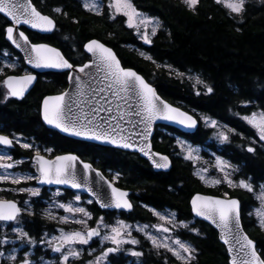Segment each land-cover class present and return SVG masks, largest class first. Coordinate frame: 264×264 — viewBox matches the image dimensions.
<instances>
[{"label": "trees", "instance_id": "obj_1", "mask_svg": "<svg viewBox=\"0 0 264 264\" xmlns=\"http://www.w3.org/2000/svg\"><path fill=\"white\" fill-rule=\"evenodd\" d=\"M33 2L57 22L50 35L26 30L33 42L55 45L74 65H79L90 59L84 51L85 43L94 38L101 40L117 52L125 67L136 69L155 84L165 99L199 117L203 114L227 125L230 128L228 140L218 141L213 127L203 122L192 134L159 126L153 138L154 148L172 158L170 171L161 172L136 153L78 141L49 129L42 122L41 102L46 95L66 89L67 75L50 73L48 78L39 77L23 99L11 96L5 99L7 88L3 80L8 75L21 74L26 64L21 54L7 41L5 28L10 22L1 14L0 69L3 72L0 73V133L21 137L43 151L51 149L53 156L75 152L109 177L116 175L115 183L132 191L134 209L124 213L131 222L153 223L155 217L150 209L169 210L176 214L179 221L198 229V235L185 228L177 227L175 231L178 237L196 249L192 264H229L226 247L219 241L218 232L194 218L190 206L192 196L205 192L237 197L242 203L244 228L257 242L264 258V227L253 212L259 203L256 191L264 183V141L242 119L259 109L264 110V0H247L245 10L239 15L217 0H198L194 10L183 0H132L140 11L159 20L160 27L150 38V44H145L135 29L127 26L124 15L115 14L108 5L102 6L101 14H97L95 10L86 8L82 0ZM57 8L61 11H55ZM7 60H18L17 66L6 67L10 64ZM178 72L193 74L202 83L197 84L196 80L185 75L179 76ZM205 86L211 87L212 91L207 92ZM177 135L204 148V155H208V151L217 152L229 161L235 185L230 187L220 183L213 186L201 180L197 170L204 165L203 162L184 158ZM249 147L254 151H247ZM10 151L17 160L28 159L21 163L24 166L21 169H32L34 150L15 143ZM241 180L250 183L253 191L239 187ZM64 192L63 198L74 193L70 190ZM5 195L8 198L17 197L14 194ZM46 199L43 192L42 197L33 198L34 206L28 213L19 215L24 232L36 241L30 249L35 261L51 258L48 251H40V240L46 233L56 230V222L44 215ZM88 207L95 218L101 215L106 222H111V212L101 210L94 202L88 203ZM91 223H95L94 220ZM142 234L135 232L140 239L141 264H181L164 248H155ZM4 239L0 227V241ZM110 259L115 264H125L128 257L111 256ZM59 260L55 258L52 264H59ZM0 264L13 262L3 257ZM70 264H80V261L71 260Z\"/></svg>", "mask_w": 264, "mask_h": 264}, {"label": "snow or ice", "instance_id": "obj_2", "mask_svg": "<svg viewBox=\"0 0 264 264\" xmlns=\"http://www.w3.org/2000/svg\"><path fill=\"white\" fill-rule=\"evenodd\" d=\"M183 2L190 8L195 9L198 0H183ZM219 3L220 0H217ZM245 0H235V2L228 3L226 6L232 13L237 15L243 13ZM85 7L89 10H95L97 14H101L99 5L96 0H90L85 3ZM109 8L115 9L116 13H122L127 17L126 23L129 28H135L140 39L145 44H150L149 36H155L160 27V23L155 18L143 16L137 9L130 3V0H111ZM60 12L61 9H55ZM0 13L5 14L11 21V25L5 28L6 39L10 41L16 48L21 49L25 53V60L34 68H55V69H68V79L74 84L75 95L82 98L76 105V111L73 106L66 103V96L68 93H61L56 96H48L43 100L42 105V119L48 124L59 129L62 132L68 133L76 137H84L96 141H103L110 144H115L125 149L137 148L145 156L153 159V154L150 153V146L146 143L148 136L151 134L152 125L157 120L175 122L188 129H193L197 125V121L192 116L172 105L162 101L156 94L153 87L145 81L136 71L125 69L121 67L120 62L117 60L116 55L111 49L107 48L103 43L97 40H90L83 47L87 53H90L92 59L89 63H84L79 67L74 66L65 59L57 49L51 48L45 44H29L27 36L24 32L18 31L16 26L29 25L33 29H39L44 32H49L55 27L54 21L45 15H42L36 10L30 2H23V0H0ZM139 25L144 26L143 33L140 32ZM148 25H152L151 32H148ZM18 33V35L16 34ZM8 55V53H5ZM141 55H145L141 53ZM146 59L151 60L150 56H145ZM154 62V61H153ZM6 67H15V64L6 65ZM159 67V65H158ZM170 67V66H169ZM95 69V72L91 71ZM3 69H0V73ZM80 74H84L88 78L89 83H85ZM177 75L184 76L185 73L178 72ZM191 78V76H189ZM35 77L31 74L23 76H6L3 80L4 87L7 88V94L11 97L23 96L26 88L30 85ZM99 79L104 83V87L91 86V81ZM196 83L200 84L202 81L199 77L196 78ZM207 92H211L212 88L205 86ZM87 91L91 92L89 96ZM199 94V93H197ZM99 97V99H97ZM135 100L133 105L130 101ZM122 102V103H121ZM87 104V108L82 107L81 104ZM113 104H115V114H113ZM127 107L128 111L124 108ZM135 109L134 111L132 109ZM104 113V115H102ZM136 116L139 118V123L143 128L135 133L129 131L124 127L127 123L126 117ZM205 123L213 128L216 127V121L204 118ZM251 127L256 129L257 135L261 141H264V113L257 115L253 113L249 116L242 117ZM127 133V134H126ZM133 136L139 138L140 144H137ZM218 138L221 141H227L228 136L224 132L218 133ZM20 141L17 140V143ZM183 150V142L177 140ZM13 140L8 136L0 135V145L11 146ZM21 146L25 149L33 148L30 143H22ZM35 155L32 157L33 166L36 168L39 176H13L0 175V181L11 179L12 183L19 184L23 180L38 179L41 184H56L65 185L70 189L76 190L73 193L74 200L68 203H57V208L63 209L65 213L73 214L71 216L56 217L49 214L50 219H58L61 223L71 222L77 224H84L92 219V214L85 208L76 206L75 202L80 201L81 191H87L95 197V201L100 204V207L105 209H131L132 205L127 199V193L112 186V183L105 181L110 189V198H103L96 190L90 186L87 179V174L92 170V166L88 163H83L82 168L84 172L83 178H78L76 162L78 157L73 154L56 155L52 159L46 158L40 154V149L35 148ZM45 152H51V149H44ZM197 149L187 148L185 159L196 160L199 156H194L193 153ZM247 151L252 152L254 149L249 147ZM11 160V156L0 155V160ZM163 163H159L153 159L157 168H167L169 166L168 157H161ZM14 165L12 163L0 164V168L11 169ZM215 167L217 171L223 173V180L216 179L212 181L213 186L226 183L228 186H233V180L230 178L228 169L232 165L224 160L222 157H216ZM201 173L206 174L207 169H201ZM200 174V179L205 180V175ZM97 177H101L99 172L96 173ZM238 186L253 191L252 185L244 180L239 181ZM261 192L264 193V185L260 186ZM20 192H28L32 196L39 195V188H20ZM59 196L61 193L58 191L53 194ZM227 195V194H225ZM28 202L25 201V204ZM89 204L93 200L88 201ZM264 203V197H262ZM192 211L198 217H203L209 220L218 227L226 231L225 243L229 244V252L236 251L242 253V257L237 255L233 257L232 264H264V258L261 257L256 251L254 242L243 234L241 227V209L239 201L236 199H220L210 196H196L191 201ZM154 215L158 216L160 220L172 223L174 227L185 228L190 232L199 234V230L195 227H189V223L184 221L175 222L174 220H167L163 215L154 209H150ZM21 209L17 207L15 202L0 200V221L8 222L16 220ZM79 213L80 217L77 218L74 214ZM173 217L175 214H172ZM96 227H87V231H72L65 232L59 229L60 235L53 236L51 240L41 243H47L53 252L60 253L59 264H70V258L78 259L80 251L76 250L73 245H88L94 237H100L101 241H109L115 247H108L104 249L100 256L95 258V264H102L104 258L109 253H113L119 249L122 244H138L139 241L131 236V225H127L122 220H117L115 225H108L104 223V218L100 217L96 220ZM260 225L264 227V216L260 218ZM158 232L168 233L171 229L161 225H153ZM101 228L107 230L104 235H101ZM148 226L144 225L143 228L137 227V231H143L145 238L151 241L153 246L157 249L164 248L170 252L181 264H192L195 259L196 249L187 242L180 240L178 237L169 242V237L165 236L159 238L152 235L147 231ZM18 233L19 238L26 239L28 244H35L36 241L28 236L22 228H14ZM8 243L5 238L0 241V244ZM235 246V247H234ZM63 249V250H62ZM15 251V249H13ZM133 256L142 255L141 252L131 251ZM0 255H3L0 252ZM21 261V264H33L27 258ZM10 260H15L16 256L11 255L8 257ZM41 264L43 262L41 261ZM88 264H93L89 261Z\"/></svg>", "mask_w": 264, "mask_h": 264}, {"label": "rangeland", "instance_id": "obj_3", "mask_svg": "<svg viewBox=\"0 0 264 264\" xmlns=\"http://www.w3.org/2000/svg\"><path fill=\"white\" fill-rule=\"evenodd\" d=\"M82 1H83L84 4L90 2V0H82ZM220 1H222L225 5H227L228 3L235 2V0H220ZM246 1L247 0H245V2ZM110 2H111V0H96V3L99 5L100 9L104 5H108L109 6ZM130 3L137 9L138 12L143 14V16L149 17V18H155V20H158L156 17L140 11L134 5L132 0H130ZM112 11L115 14L123 15L122 13H116L114 8H112ZM125 18L127 20V17H125ZM139 27H140V32L143 33L144 26L143 25H139ZM151 27H152V25H148L149 34L151 32ZM135 31L137 32L136 29H135ZM151 37L152 36L150 35L149 38H151ZM7 62H9L10 64L14 63L15 67L17 66V64H16V62H14V60H7ZM185 76H187L188 78H189V76H191V78L194 79V80H196V78H197V76H195L193 74H185ZM253 113H256L257 115H259L260 113H264V110H260L259 109V110L255 111ZM253 113H251V114H253ZM251 114H248L246 116H249ZM199 115L201 116L202 122L205 125H207L205 123V119L204 118H209V117L204 116L203 114H199ZM209 119L213 120V121H216V127L213 128L214 129V134H215L216 138L218 139V141L224 142V141H221L218 138V133L224 132L228 136V132L230 131V128L227 125L219 122L218 120L211 119V118H209ZM207 126H209V125H207ZM176 139L183 142V150H182V152H183L184 156H185V154L187 152V148L189 146H191V148H193V149H197L198 150V151L194 152L193 155L194 156L198 155L199 159H196L194 161H196V162L202 161L203 162L204 165L200 166L198 168V172L200 174H204V173H201L200 170L201 169H207V173L204 174L205 175V180L204 181L208 185H213L212 184L213 180H216V179L223 180V173L217 171V169L215 167L216 157H222L224 160H226L223 156H221L217 152H212V151H208V155H204V148H202L201 146H197V145H194L193 143H190L187 139L183 138L180 135H177ZM15 140H16V142H17V140L20 141L18 143L19 145H21L22 143H31V142L26 141L25 139H23L21 137H15ZM179 146L181 147V145H179ZM29 149L34 150L35 147L29 148ZM181 149H182V147H181ZM40 153L41 154H45L46 156H49V157L52 156L51 152H47L46 153L43 150H40ZM34 154H35V150H34ZM0 155H2V156H11L12 157L11 160H7V159L0 160V164L12 163L14 165V167L11 168V169L0 168V175H7L9 177H13V176H36L37 177V175H36V173L34 172V169H33V164H32V169H27V168L25 170L21 169V167L23 165L21 163H23L25 161H28V159L17 160V159H15L13 157V155L11 154V151L9 149L1 148V147H0ZM28 166H29V164L27 165V167ZM231 171H232V167L230 169H228L229 176L232 179ZM110 179L113 180L114 182H116L117 181V176L116 175H112V176H110ZM234 185L235 184L233 183V186ZM262 185H264V183ZM20 188H39L40 192H39L38 196H32L28 192H20V191H18V189H20ZM58 191L61 193V195L54 196L53 194L58 192ZM43 192H45V197L47 198L46 202H45V205H44V215H45V217L49 218V214H51L52 216H56L57 218L61 217V216H66V215L67 216L73 215V214L65 213L63 209L57 208L55 206L57 203H68L69 201H73L74 200L73 194L71 196H69L68 198H63L64 195H65V192H64V190L62 188H44L42 186H39L36 183V179L23 180L19 184L12 183L11 179L0 181V199L7 198V199H15V200H17L22 205V213H28L34 206L33 198H38L40 196L42 197ZM6 193L14 194L17 197L16 198H8L5 195ZM80 195H81V199H80V201H76L75 202L76 206L85 207L92 214V219L87 222V226H85L84 224H77V223L71 222V220L69 222H67V223H61V222H59L58 219H51L52 221L56 222V226H55L56 230L54 232H52V233H46L41 240L49 241V240H51V238L53 236H59L60 235L59 229H63L65 232H72V231H84V232H86L87 231V227L95 228L97 226L96 225V220L97 219H99L100 217L104 218V216H101V215L95 218L94 214L92 213V211L88 207V201L90 199L91 200H93V199L88 197V196H85L83 194H80ZM256 195L258 197L257 199H258L259 203L254 207V209H253L254 211L253 212L260 219L261 216H264V203H262V197H264V193L261 192V188L260 187L257 189ZM226 196H228V194ZM25 201H27L28 203L25 204ZM159 213H160V215L165 216L167 218V220H174L175 222L179 221L178 218L176 217V214L173 217L172 214H174V213H172L169 210H163V211H161ZM74 215L77 218L80 217L79 213H76ZM155 217H156V220L153 223H143V222L139 223L138 222L136 225H134L132 223H127L125 221L124 222L127 225H131L132 226L131 227V236L133 238H135L136 240H138L139 242H140V239H139V237L137 235H135V232L137 231L136 229H137L138 226L143 228L144 225L148 226L147 231L150 232L154 236H157L159 238H163L165 236L169 237L170 238L169 242H171L172 239H175V238L178 237L176 232H175L177 227H174L172 223H167L166 221L160 220L158 218V216H155ZM92 220H94L95 223L92 224L91 223ZM0 222H1L0 227H1V230L3 232V238H6L8 240V243L0 244V252L3 253V255H0V260L3 257H9L11 255H15L16 259L14 261L13 260H11V261L13 262V264H21V261L25 258V254L26 253L28 254L27 258L30 261H32L33 264H41V261L43 262V264H52L54 262L55 258L60 259V253L53 252L51 247H49L47 243H41V240H40V243L42 244V247H41L40 251H48L49 255L51 256V258H48V260H47V258L44 257L41 261H35L34 259H32L33 253L30 252V249L33 246V244H29V247H28L27 246L28 245L27 240L26 239L22 240L21 238H19L18 233L13 230L14 228H17V227L22 228L21 221L19 220V216L17 217V219L14 222H11V223H6V222H3V221H0ZM116 222H115V224H116ZM104 223L108 224V225H115V224H113L111 222H106L105 218H104ZM153 225H161L163 227H167V228L171 229V231L168 232V233H164L162 231L158 232L156 230V228L152 227ZM106 232H107L106 229L101 228V235H104ZM137 232H140L141 234L143 233L142 235L145 237V234H144L143 231H137ZM178 238L180 240L184 241V242H187L184 239H182L181 237H178ZM6 245H7V247H6ZM138 246H139V243L135 244V245H133V244H122L117 251H115L113 253H109L108 256L106 258H104L102 264H115L110 259L111 256L128 257V260H127V262L125 264H141V261L139 259L140 256H133V255L130 254L131 251L139 252ZM73 247L76 250L80 251V256L77 259L78 261H80V264H88L89 261H92L93 264H95V258L97 256H100L101 252L104 249H106L108 247H115V246L112 245L109 241H103L102 242L101 238L97 237V238L92 239L91 241H89L88 245L75 244V245H73ZM13 249H15V251H13ZM132 258H133V260H132ZM71 260H75V259L70 258V261Z\"/></svg>", "mask_w": 264, "mask_h": 264}, {"label": "water", "instance_id": "obj_4", "mask_svg": "<svg viewBox=\"0 0 264 264\" xmlns=\"http://www.w3.org/2000/svg\"><path fill=\"white\" fill-rule=\"evenodd\" d=\"M23 2H30L32 6H34L36 8L37 11H39L42 15H45V16H48L50 17L54 23H55V27L49 31V32H44V31H41L39 29H33L31 28L29 25H19V26H16L18 28V31H22L24 32L25 36H27L28 38V41H29V44H45V45H48L49 47L51 48H54V49H57L60 54L65 58L67 59L70 63H72L66 56L65 54L63 53V51L55 46V45H52L48 42H33L27 31L26 30H29V31H32V32H36V33H39L41 35H50L54 32V30L56 29L57 27V22H56V19L50 15V14H46V13H43L40 9H38V7L36 6V4L33 2V0H23ZM2 16H4L9 22H10V25H11V21L8 17L5 16V14L3 13H0ZM9 25V26H10ZM18 35V33H16ZM91 40H97L98 42L100 43H103L107 48L111 49L112 52L116 55V58L117 60L120 62V65L121 67L125 68V69H131V70H134L137 72L138 75H140L142 78L145 79L146 82H148L150 84L151 87H153V89L156 91V94L160 97V99L170 105H172L173 107H176L178 109H180L182 112H185L187 113L188 115L192 116L193 119H195L197 121V125L195 128L193 129H188L182 125H179L175 122H169V121H163V120H157L153 123L152 125V129H151V134L148 136V139L146 141V143L150 146V148L148 150H150V153L153 154V159L159 163H163V161L161 160V157L163 156H167L168 157V162H169V166L167 168H157L153 162V159H150L148 156H145L143 153H141L137 148H129V149H125L123 147H119L115 144H110V143H107V142H103V141H96V140H93V139H87V138H84V137H76V136H73V135H70L68 133H65V132H62L60 131L59 129L55 128L54 126L52 125H48L46 124L43 119H42V122L44 123V125L46 127H48L49 129H52V130H55L57 131L58 133H60L61 135L63 136H66V137H69L71 139H75V140H78V141H84V142H90V143H94L96 145H100V146H104V147H111V148H115V149H120V150H123V151H128V152H131V153H136L138 154L140 157L146 159L150 164L154 165L157 169H159V171L161 172H169L171 167H172V158L170 157V155L168 154H165V153H162L160 151H157L155 148H154V144H153V138H154V135H155V132H156V128L159 127V126H168V127H173L177 130H179L180 132L182 133H185V134H192V133H195L198 128L200 127L201 123H202V120H201V117H199L197 114H194L184 108H182L181 106H178V105H175L173 103H171L170 101H168L167 99H165L162 95H160V93L158 92V89H157V86L151 82H149L146 77L141 74L140 72H138L136 69L132 68V67H125L120 59V57L118 56L117 52L110 46H108L107 44H105L104 42H102L101 40L99 39H91ZM8 41V40H7ZM90 41V40H89ZM88 41V42H89ZM14 49H16L20 54L21 56L23 57L24 59V62L26 64V66L31 70L29 73H25V74H31L35 77V79L33 80V82L27 86L23 96L21 97H14L16 99H23L31 90L32 88L35 86V84L37 83L38 81V74H42V73H46V72H69L70 70L68 69H55V68H34L32 65L28 64L24 58L25 56V53L24 51H22L21 49L19 48H16L10 41H8ZM88 42H86L85 44H87ZM85 53L87 55H89L90 59L88 61H86L85 63H89L92 59V56L90 53H87L86 50L84 49ZM84 64V63H83ZM80 65L82 64H79V65H74L76 67H79ZM91 71L95 72V69H92ZM25 74H11V75H8V76H23ZM82 76V78L84 79L85 83H89L88 81V78L86 76H84V74H80ZM67 82H68V85L66 87L65 90H63L62 92L60 93H55V94H48L46 95L45 97H48V96H56V95H59L61 93H65L67 92L68 93V96H66L65 100H66V103L70 104L73 106V110L76 111V105L80 102V100L82 98L80 97H77L75 95V87H74V84L72 82L69 81L68 77H67ZM91 86L92 87H96L97 85L99 87H104V83H102L99 79H96L94 81H91ZM87 94L90 96L91 95V92L90 91H87ZM44 97V98H45ZM44 98L42 99V102H41V118H42V105H43V100ZM97 99H99V97H97ZM122 103V102H121ZM130 103H132L133 105L135 104V100L133 99L132 101H130ZM82 107H85L87 108V104L84 103V104H81ZM113 109H114V112L113 114H115V104H113ZM125 111H128L127 107L125 106L124 108ZM133 111L135 110L134 108L132 109ZM102 115H104V113H102ZM126 121L127 123L124 124V127L126 129H128L129 131L135 133L139 130H141L143 128V125L139 123V118L132 115V116H128L126 117ZM127 134V133H126ZM0 135H4V136H8L10 139L13 140V144L11 146H2L0 145L1 148H6V149H13L15 147V141H14V138L8 134H5V133H0ZM133 139L136 141L137 144H140V141H139V138L136 137V136H133ZM41 154V153H40ZM66 154H73V155H76L78 157V160L76 162V168H77V176L78 178H83L84 177V172H83V168H82V164L83 163H88L92 166V170L88 172L87 174V179L89 181V184L91 187H93L96 192L99 193V195L103 198H110V189L108 188V184L105 183V181H108L110 183H112V186L113 187H116L124 192H126L128 195H127V199L128 201L130 202V204L132 205L131 209H115V208H110V209H105V208H102L100 207V204L97 203L95 201V197L92 196L90 193H88L87 191H81L80 194H83L85 196H88V197H91L93 199V202L101 209V210H107V211H122V212H131L133 209H134V203L131 199V193L132 191L129 190V189H124V188H121L119 187L113 180L110 179V177L100 168L96 167L92 162L88 161V160H85L83 159L80 155H78L77 153L75 152H67V153H61V154H56V155H66ZM35 155V154H34ZM33 155V157H34ZM41 155H44L46 158L48 159H52L53 157H55L56 155H54L53 157H49V156H46L45 154H41ZM32 163H33V160H32ZM33 169H34V172L36 173L37 177L39 176V173L37 172L36 168L33 166ZM99 172L101 174V177H97L96 173ZM36 183L39 185V186H42L44 188H62L64 190H70V191H73L75 192L76 190L74 189H70L68 188V186H65V185H56V184H41L38 182V179H36ZM210 196V197H215V198H220V199H236L239 201V204H240V209H241V227H242V230H243V234L246 235L250 240H252L254 242V245H255V248H256V251L259 255L260 252L258 250V246H257V242L248 234V232L245 230L244 228V225H243V221H242V203L240 201L239 198L237 197H227V196H222V195H214V194H210V193H205V192H197L195 193L191 200H190V206H191V211H192V205H191V201L194 197L196 196ZM0 200H7V201H12V202H15L17 207L21 209V212L19 213V215L22 213V205L20 204V202H18L17 200L15 199H7V198H4V199H0ZM192 214L194 216V218H196L197 220H200V221H203L207 224H209L211 227H213L217 232H218V236H219V241L226 247V250H227V254H228V257H229V264H232V260H233V257L234 256H241L242 257V253H238L236 251H233L232 253L229 252V244H226L224 241H225V237L227 235L226 231L223 230L221 227H218L217 224H214L212 223L211 221L209 220H205L203 217H198L195 215V213L192 211ZM18 215V216H19ZM17 216V217H18ZM17 219V218H16ZM15 221V220H14ZM14 221H8L7 223H11V222H14ZM4 222V221H3ZM101 231V230H100ZM97 237H94L93 239H95ZM235 247V246H234ZM262 257V255H261ZM263 258V257H262Z\"/></svg>", "mask_w": 264, "mask_h": 264}, {"label": "flooded vegetation", "instance_id": "obj_5", "mask_svg": "<svg viewBox=\"0 0 264 264\" xmlns=\"http://www.w3.org/2000/svg\"><path fill=\"white\" fill-rule=\"evenodd\" d=\"M14 62H18V60H14ZM30 71H31V70H30L29 68L24 67V68H23V71H22L21 74L29 73ZM50 73H51V74H52V73H66V75H67V77H68V72H46V73L38 74V79H39V77H42V78H48V77H50ZM17 75H19V74H17ZM13 138L15 139V137H13ZM15 143H17L16 140H15ZM52 156H53V155H52ZM52 156H51V157H52ZM154 210L157 211V212H161L160 210H157V209H154ZM109 212L112 213L111 223H113V224H115V222H116L117 220H123V221H125V222H127V223H132V224H134V225H136L138 222H140V221H138V222H131V221L127 220V217L124 215L125 212H122V211H116V210H114V211H109ZM151 213H152V216H153V217L156 216V215L153 214L152 211H151ZM155 220H156V217H155ZM151 244H152V243H151ZM152 245H153V244H152Z\"/></svg>", "mask_w": 264, "mask_h": 264}]
</instances>
